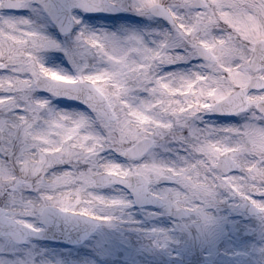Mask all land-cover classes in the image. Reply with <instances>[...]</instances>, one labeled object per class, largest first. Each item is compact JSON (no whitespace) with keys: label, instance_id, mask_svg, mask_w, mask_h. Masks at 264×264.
<instances>
[{"label":"snow or ice","instance_id":"obj_1","mask_svg":"<svg viewBox=\"0 0 264 264\" xmlns=\"http://www.w3.org/2000/svg\"><path fill=\"white\" fill-rule=\"evenodd\" d=\"M6 9L46 13L66 36L80 26L67 53L76 75L46 66L42 53L61 43L30 18L3 15ZM77 9L159 17L171 30L157 32L150 45L143 34L92 30ZM261 16L264 0H0V236L15 245L44 236L54 223L67 231L136 225L131 209L140 204L160 205L190 221L178 227L201 235L222 222L225 207L264 225V181L256 178L264 175V81L252 87L250 75L253 69L264 75ZM218 23L244 40L243 56L235 57L232 37ZM193 60L201 61L194 70L163 71ZM38 89L77 99L90 114L55 110L34 96ZM251 111L256 116L239 126L204 120L207 113ZM170 144L183 155L161 163L157 150ZM62 165L69 168L49 179ZM161 168L167 176L155 183L172 186L154 190ZM186 183L202 189L194 203L180 198ZM113 185L132 198L102 193ZM171 239L163 236L165 244ZM259 251L264 255V247ZM0 264L26 261L0 256Z\"/></svg>","mask_w":264,"mask_h":264},{"label":"rangeland","instance_id":"obj_2","mask_svg":"<svg viewBox=\"0 0 264 264\" xmlns=\"http://www.w3.org/2000/svg\"><path fill=\"white\" fill-rule=\"evenodd\" d=\"M5 16L16 18H30L34 24L43 28L50 37L59 41L61 49L46 50L42 53V60L46 66L70 75H76V68L70 61L68 51L75 48V33L80 26L73 29L71 36H62L51 23L46 13L33 12L27 9L17 12L3 10ZM83 24L92 30H106L117 34L135 32L143 34L147 42L155 39V34L163 30H171V25L163 18L145 17L131 11H122L120 15L98 17L76 10ZM90 64H95L94 58H89ZM200 60L182 62L166 66L164 72L194 70ZM34 96L46 99L52 108L58 111L72 113H89L90 111L79 105L65 104L57 98L36 90ZM248 119L247 114L234 115L225 118L215 113H207L204 120L224 126H239ZM171 150L158 149V155L163 159H176L183 155L176 144L168 145ZM104 157L119 163L127 160L113 152H105ZM68 165L58 166L52 172L67 170ZM172 185L168 186L171 187ZM159 187H165L160 185ZM102 193L107 196L124 194L132 198L125 189L116 185L105 187ZM35 196V193H28ZM136 225L124 224L119 228H110L107 225L99 226L96 232L82 245L65 247L53 242L28 239L24 244L10 245L4 238H0V256L9 260L17 258L26 261V264H168L171 258H178L188 263L211 262L212 264H264V255L259 249L264 247V225H261L255 216L245 212L225 207L219 215L222 222L208 235H201L195 228L184 229L178 227L190 221L173 219L163 207L131 209ZM164 222V228L147 226L149 222L157 220ZM156 229V232L152 230ZM175 229V230H173ZM171 236L165 244L163 236Z\"/></svg>","mask_w":264,"mask_h":264},{"label":"clouds","instance_id":"obj_3","mask_svg":"<svg viewBox=\"0 0 264 264\" xmlns=\"http://www.w3.org/2000/svg\"><path fill=\"white\" fill-rule=\"evenodd\" d=\"M254 12H249V15H254ZM261 23H264V16L259 17ZM216 28L222 32V33H227L229 36L232 37L231 39V46L236 48L237 51L235 53V57L239 58L241 56L244 55L243 52V46H244V40L234 31H230L229 30V26L224 24V23H218L216 24ZM245 63H247V61H245ZM240 66V65H238ZM251 75V79H252V87H255L257 83H261V81H264V75H262L259 72H256L255 69H253V72L250 73ZM264 86V85H262ZM261 109L262 112H264V105H261ZM248 116V119H251L252 117L256 116V112L255 111H251L250 113H245ZM262 119H264V115H262L261 117ZM160 162L163 163V158H160ZM247 167V165H245ZM264 171V170H262ZM55 175V172H52L49 174V179H51V177ZM167 176V171L163 168L160 169L159 172H157L156 174H154L153 176V188L154 190H158L160 184L155 183V181L157 180H163L165 177ZM258 180L264 181V175H257L256 177ZM33 179H35V177H33ZM209 184L212 183L211 178H208L207 181ZM37 183H39V180H37ZM203 183V182H201ZM178 192L180 193V198L183 201H187L189 203H194L196 199L200 198V195L202 194V189L197 187V185L195 183H186V184H182L181 187L178 189ZM31 204H33L35 207H39L40 206V201L38 199H35L33 201H30ZM22 214H28L29 209L28 208H22L20 209ZM39 218H37L38 220Z\"/></svg>","mask_w":264,"mask_h":264},{"label":"water","instance_id":"obj_4","mask_svg":"<svg viewBox=\"0 0 264 264\" xmlns=\"http://www.w3.org/2000/svg\"><path fill=\"white\" fill-rule=\"evenodd\" d=\"M87 13H91V14H94V15H103V16H105V15H109V14H119V13H121V11L120 12H87ZM40 90L49 93L47 90H43V89H40ZM57 98H59L60 100L65 101L66 103L79 104V105H82V106L86 107L81 101H79L77 99H74V98H68V97H63V96H60V97H57ZM219 115L226 116V117L233 116V115H222V114H219ZM118 186L124 188L121 185H118ZM124 189L129 191L127 188H124ZM137 206L142 208V207H158L160 205H156V204H140V205H137ZM241 211H243V210H241ZM243 212H245V211H243ZM246 213L249 214V215L254 216L250 212H246ZM173 218L181 219V218H178V217H173ZM96 230H97V228H95V229H80V230L67 231V230H62L59 226H57L54 223L53 225L49 226V228H48V230H47V232H46V234L44 236L33 237V238L41 240V241H52V242L60 243V244H63L65 246L70 247V246L83 244ZM23 242H25V241H23ZM23 242H20V243H23ZM169 264H191V263H187V262L181 261L179 259L173 258V259L170 260ZM203 264H212V263L206 262V263H203Z\"/></svg>","mask_w":264,"mask_h":264},{"label":"bare ground","instance_id":"obj_5","mask_svg":"<svg viewBox=\"0 0 264 264\" xmlns=\"http://www.w3.org/2000/svg\"><path fill=\"white\" fill-rule=\"evenodd\" d=\"M215 125L224 126L222 125V123H219V122H217ZM164 224H165L164 222L158 219L156 222L147 223V226L161 229V228H164L165 226Z\"/></svg>","mask_w":264,"mask_h":264}]
</instances>
